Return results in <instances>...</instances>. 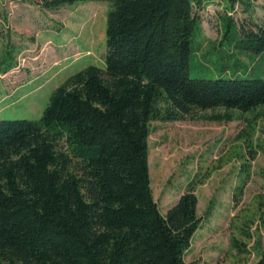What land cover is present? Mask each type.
I'll return each mask as SVG.
<instances>
[{"label":"trees","instance_id":"trees-1","mask_svg":"<svg viewBox=\"0 0 264 264\" xmlns=\"http://www.w3.org/2000/svg\"><path fill=\"white\" fill-rule=\"evenodd\" d=\"M76 1L110 4L103 68L68 76L38 120H0V264H187L200 224L195 180L161 215L149 185V124L197 112L228 122L230 110L264 106V79L189 77L196 12L211 0L37 5L55 10ZM226 1L231 10L235 0ZM249 1L241 0L246 9ZM221 27L234 49L264 51V22L238 26L223 16ZM258 218L264 223V207ZM253 264H264V251Z\"/></svg>","mask_w":264,"mask_h":264},{"label":"rangeland","instance_id":"rangeland-1","mask_svg":"<svg viewBox=\"0 0 264 264\" xmlns=\"http://www.w3.org/2000/svg\"><path fill=\"white\" fill-rule=\"evenodd\" d=\"M263 4L250 0L246 9L235 0L229 10L226 0H211L198 10L200 31L192 37L189 77L264 79V51L236 50L221 34L223 16L238 26L263 23ZM109 8L108 1H76L43 10L37 0H0V69L15 65L0 73V120H38L51 91L68 76L87 66L103 68ZM202 114L150 122L152 198L164 215L195 180L200 224L184 262L253 264L264 251V223L258 218L264 207V106L245 113L230 110L228 122L199 119ZM231 239L249 252L233 248Z\"/></svg>","mask_w":264,"mask_h":264}]
</instances>
